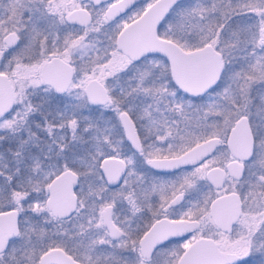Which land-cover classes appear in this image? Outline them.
<instances>
[{
    "label": "snow or ice",
    "instance_id": "6c2138e0",
    "mask_svg": "<svg viewBox=\"0 0 264 264\" xmlns=\"http://www.w3.org/2000/svg\"><path fill=\"white\" fill-rule=\"evenodd\" d=\"M264 264V0H0V264Z\"/></svg>",
    "mask_w": 264,
    "mask_h": 264
},
{
    "label": "rangeland",
    "instance_id": "374dc122",
    "mask_svg": "<svg viewBox=\"0 0 264 264\" xmlns=\"http://www.w3.org/2000/svg\"><path fill=\"white\" fill-rule=\"evenodd\" d=\"M256 264H260V258L257 257L256 260H255Z\"/></svg>",
    "mask_w": 264,
    "mask_h": 264
},
{
    "label": "trees",
    "instance_id": "16d2710c",
    "mask_svg": "<svg viewBox=\"0 0 264 264\" xmlns=\"http://www.w3.org/2000/svg\"><path fill=\"white\" fill-rule=\"evenodd\" d=\"M255 264H256V262H255Z\"/></svg>",
    "mask_w": 264,
    "mask_h": 264
}]
</instances>
